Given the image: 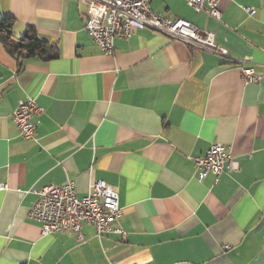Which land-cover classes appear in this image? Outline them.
<instances>
[{"label": "crops", "instance_id": "0c3cea01", "mask_svg": "<svg viewBox=\"0 0 264 264\" xmlns=\"http://www.w3.org/2000/svg\"><path fill=\"white\" fill-rule=\"evenodd\" d=\"M149 7L212 33L227 55L150 29L105 55L83 0H0L15 37L31 31L56 53L17 73L0 44V264H264V0H218L219 20L185 0ZM26 98L41 110L34 140L11 120ZM215 143L238 170L199 181L194 161ZM96 180L117 194L124 237L42 236L29 220L35 192L71 181L84 197Z\"/></svg>", "mask_w": 264, "mask_h": 264}, {"label": "built area", "instance_id": "2783aa9c", "mask_svg": "<svg viewBox=\"0 0 264 264\" xmlns=\"http://www.w3.org/2000/svg\"><path fill=\"white\" fill-rule=\"evenodd\" d=\"M152 0H83L87 9L83 29L105 55H112L116 39L129 38L134 32L150 29L164 33L198 50L225 57L227 51L214 45V35L199 30L191 24L176 20L170 21L150 10ZM194 13H205L216 20L220 18L218 0H185ZM250 14L252 10L246 8ZM243 82H257L251 69L242 70ZM41 112L31 98L18 102L11 116L12 123L20 137L34 140L37 124L35 117ZM200 171L198 180L207 174L215 176L227 170L236 172L238 164L231 160L224 146L215 143L205 156L194 161ZM38 199L28 213L29 220L37 223L40 234L72 233L77 241L84 240L82 228L90 226L98 238L104 234H117L124 237L115 222L121 216L118 197L113 188L96 180L90 183L84 197H78L73 182L59 186H47L35 192ZM225 247L224 250H228Z\"/></svg>", "mask_w": 264, "mask_h": 264}, {"label": "trees", "instance_id": "16d2710c", "mask_svg": "<svg viewBox=\"0 0 264 264\" xmlns=\"http://www.w3.org/2000/svg\"><path fill=\"white\" fill-rule=\"evenodd\" d=\"M0 44L3 49L18 63L17 73L21 72L25 61L31 58L53 59L56 57L54 46L39 39L27 31L21 38L13 34V22L9 19L0 20Z\"/></svg>", "mask_w": 264, "mask_h": 264}]
</instances>
